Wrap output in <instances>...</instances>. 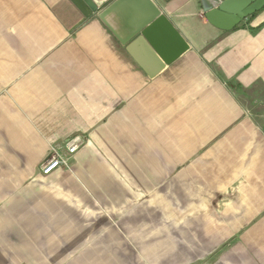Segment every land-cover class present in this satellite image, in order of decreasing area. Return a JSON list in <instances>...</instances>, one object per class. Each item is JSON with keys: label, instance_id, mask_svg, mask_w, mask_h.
<instances>
[{"label": "crops", "instance_id": "obj_1", "mask_svg": "<svg viewBox=\"0 0 264 264\" xmlns=\"http://www.w3.org/2000/svg\"><path fill=\"white\" fill-rule=\"evenodd\" d=\"M152 1L189 47L149 76L72 0H0V264H264V8Z\"/></svg>", "mask_w": 264, "mask_h": 264}, {"label": "water", "instance_id": "obj_2", "mask_svg": "<svg viewBox=\"0 0 264 264\" xmlns=\"http://www.w3.org/2000/svg\"><path fill=\"white\" fill-rule=\"evenodd\" d=\"M86 16L97 14L118 41L149 76L158 73L188 49V43L161 13L152 0H72ZM201 12L214 27L228 31L241 20L264 8V0H200ZM132 8L140 13L125 32L116 31L108 18L120 9ZM139 18V19H138ZM139 47L140 55L136 52ZM134 52V53H133ZM137 54V55H136Z\"/></svg>", "mask_w": 264, "mask_h": 264}, {"label": "built area", "instance_id": "obj_3", "mask_svg": "<svg viewBox=\"0 0 264 264\" xmlns=\"http://www.w3.org/2000/svg\"><path fill=\"white\" fill-rule=\"evenodd\" d=\"M76 148H77V145L72 142V143H70V145H68L67 152L68 153H74ZM62 162L65 163V159H63V157H60L59 155H52L50 158L46 159L42 163L41 173L43 175L50 174L52 171H54V169L59 167L60 163H62Z\"/></svg>", "mask_w": 264, "mask_h": 264}, {"label": "trees", "instance_id": "obj_4", "mask_svg": "<svg viewBox=\"0 0 264 264\" xmlns=\"http://www.w3.org/2000/svg\"><path fill=\"white\" fill-rule=\"evenodd\" d=\"M256 13V12H255ZM255 13H253L252 15H250V16H253Z\"/></svg>", "mask_w": 264, "mask_h": 264}]
</instances>
